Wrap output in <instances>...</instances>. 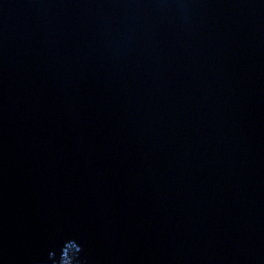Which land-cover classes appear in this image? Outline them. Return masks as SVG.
<instances>
[{
    "label": "water",
    "instance_id": "obj_1",
    "mask_svg": "<svg viewBox=\"0 0 264 264\" xmlns=\"http://www.w3.org/2000/svg\"><path fill=\"white\" fill-rule=\"evenodd\" d=\"M69 240L264 264V0H0V264Z\"/></svg>",
    "mask_w": 264,
    "mask_h": 264
},
{
    "label": "clouds",
    "instance_id": "obj_2",
    "mask_svg": "<svg viewBox=\"0 0 264 264\" xmlns=\"http://www.w3.org/2000/svg\"><path fill=\"white\" fill-rule=\"evenodd\" d=\"M69 245H73L74 248L69 249ZM79 251L78 246L75 241L69 240L66 241L64 246L61 249L60 261L59 264H72L74 257Z\"/></svg>",
    "mask_w": 264,
    "mask_h": 264
}]
</instances>
